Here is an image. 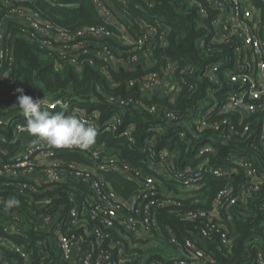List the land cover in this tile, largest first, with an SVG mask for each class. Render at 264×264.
Segmentation results:
<instances>
[{"label": "built area", "instance_id": "1", "mask_svg": "<svg viewBox=\"0 0 264 264\" xmlns=\"http://www.w3.org/2000/svg\"><path fill=\"white\" fill-rule=\"evenodd\" d=\"M50 1L53 5L60 3L56 2L57 0ZM93 1L98 10L106 16L107 23L117 27L120 34L108 25H91L76 31L58 30L51 22L44 21L31 10L14 9L12 13L15 20L25 23L28 27L23 29L22 36L28 40L38 38V41H41V50H48L51 56L57 55L55 63L60 69L70 65L77 71H82L86 65L98 66L113 82L108 65H98L97 61L103 60L115 69H132L135 64L142 63L149 65L153 56L150 39L158 34L157 28L142 21V30H136L135 21L125 18L122 13H127L129 8L123 7L121 10L114 1L109 0ZM190 2L196 7L201 19L212 18L208 26L210 34L200 40V45L219 44L220 48L215 51H218L221 59L205 66L204 76L210 83L206 90L207 97L200 101L189 124L195 133L213 129L221 131L223 138L230 137L231 133L235 132V126L228 118L213 122L215 116L233 114L244 119L245 115H254L264 110V15L261 7L264 0ZM134 7L139 8V5L134 4ZM8 20L9 18L3 17L0 21L1 68L5 59L11 58L9 55L13 50V46L5 37L8 34ZM200 26H204L201 21ZM125 29L129 33V29H133L135 33H130V43L124 41ZM162 39L164 43V38ZM112 41L115 44L121 41V44L128 46L126 54ZM211 49L210 47L209 50ZM177 63L169 58L161 72L147 74L140 84L143 91L163 94L176 92L179 85ZM4 79L10 81V87H16L17 83L11 77V70H7ZM113 85L116 84L113 82ZM217 93H221V99ZM108 99L127 108L140 104L122 97L111 96ZM57 100L61 101L59 105L65 103L62 99ZM57 100H48L46 106H58L55 103ZM150 111L154 115H163L170 123L178 119L173 111H165L163 114L157 106L150 108ZM96 116L86 119L95 128L98 126ZM115 120L120 122L116 115L105 125H108L109 129L116 128ZM134 128L135 126L131 125L124 131L130 141H135ZM248 128L249 126H246V129ZM152 131L154 135L148 146L151 161L147 171L143 168H133L117 157L103 155L104 145L96 142L88 149L78 146L57 148L36 139L27 142V147L21 153L18 152L9 163H2L0 178L3 176L24 181L22 186L14 187L20 193H26L28 190L43 195L45 184L55 185L68 180L86 185L89 192L81 206L75 205L67 212L60 208L37 214L40 222L35 224L34 229L42 234L35 242L37 250L27 247L33 242L23 244L13 237L26 236L34 222L28 221L22 213L10 210H5V215H2L4 208H0V224L3 227L0 231V264H126L133 255L125 254V257H122L117 253L115 256L113 251L101 250L102 243L109 238V231H114L118 236L127 234L160 238L162 227L159 213L164 210L178 219L198 224L197 231L188 230L189 237L184 239L183 244L179 242L175 232L171 233L170 240L176 245L178 253L181 250V254L159 261L149 260L150 262L148 257L140 255L139 264H216V253L223 252L232 244L228 226L223 222L222 209L235 205L239 200H245L244 203H247V197L260 189L263 177L259 175L252 157L238 158L236 161L243 167L248 179L247 185L241 188V196L234 192L231 183L219 191L212 208H187L183 202L185 191L178 189L176 185L182 186L187 192H193L206 184L205 179L210 174L216 178H225L232 173V168L211 164V157H217V152L209 143L199 148L193 163L180 166L178 150H155L156 139L162 132V127H153ZM64 148L84 152L97 162L88 166L65 162L55 157L57 151ZM104 171L124 175L125 178L137 182L139 189L130 199L121 197L104 181L101 175ZM12 185L7 180L3 185L0 184V191L3 186ZM52 201V196L38 198L35 203L31 200L38 210L49 206ZM2 205L4 199L0 195V206ZM217 234L220 235L221 244L217 246V250H209L208 241H212ZM91 236L95 241L91 242L89 249L85 248L87 238ZM115 245L112 242V247ZM258 263L264 264V251L261 248L258 250Z\"/></svg>", "mask_w": 264, "mask_h": 264}, {"label": "trees", "instance_id": "2", "mask_svg": "<svg viewBox=\"0 0 264 264\" xmlns=\"http://www.w3.org/2000/svg\"><path fill=\"white\" fill-rule=\"evenodd\" d=\"M109 1H114L121 10L123 7L129 8L127 13H122L125 18L135 21L136 30H142L140 27L142 21L158 30V34L150 39L153 56L149 65L142 63L135 64L132 69H115L103 60L97 61L98 65H108L115 86L97 65L98 68L86 65L82 71H77L70 65L58 68L55 63L57 55L51 56L48 50H41V41H38V38L36 40L24 38L23 29L28 27L25 23L15 20L12 13L14 9L31 10L44 21L51 22L58 30L76 31L91 25H108L120 34L117 27L107 23L106 16L98 10L93 0H57L56 2H60L58 5H53L50 0H0V21L3 17L9 18L8 34L5 37L13 46L9 55L11 58H6L3 68L0 67V165L9 163L18 152L21 153L27 147V142L37 139L27 130L20 128L26 125V118L15 105L17 88H23L25 94L34 98L45 97L47 100L65 101L63 105L54 108L46 106L49 111H65L66 114H75L85 119L97 115L96 143L104 145L103 155L117 157L133 168L148 170L151 161L148 146L154 135L153 127H162V132L156 139L155 150L162 148L178 150L180 166L193 163L199 148L204 144H211L217 152V157H211V164L217 167H231L232 173L225 178H216L210 174L202 188L184 192L183 202L187 208H212L219 191L231 183L234 192L241 196V188L247 185L248 179L245 170L236 159L252 157L259 175L263 177V182L256 193L247 197V203H244L245 200H239L235 205L222 209L223 222L228 226L232 244L223 252L216 253V264H259L258 250L261 248L264 251V110L254 115H245L244 119L233 114L215 116L213 122L228 118L235 126V132L226 138L222 137L221 131L213 129L195 133L189 124L200 101L207 97L206 90L210 83L204 76L205 66L221 59L218 51H215L220 48L219 44L200 45V40L210 34L208 26L212 18L201 19L190 0H120L122 3L118 0ZM200 1L205 3V0ZM134 4H138L139 8H135ZM261 7L264 15V5ZM200 21L204 26H200ZM129 31L135 35L133 29ZM121 43L113 42L126 54L128 46ZM169 58L178 62L176 64L178 90L169 94L144 92L140 84L145 76L151 72H161ZM7 70H11V77L16 81L17 88L10 87V81L4 79ZM111 96L132 99L140 104L131 108L123 107L110 102L108 98ZM217 96L219 99L222 98L221 93H217ZM154 106L159 107L163 114L165 111H173L178 117L177 123L168 122L163 115H154L150 111ZM116 115L120 122L117 123L115 120L116 128L109 129L105 124ZM131 125L135 126L133 131L135 141H130L128 136L124 135V131ZM246 126L249 128L246 129ZM55 157L65 162L88 166L97 162L84 152L66 148L58 150ZM101 175L104 181L125 199H130L139 189L137 182L114 171H104ZM7 180L13 185L3 186L0 195L4 201L12 197L19 200V205L9 210L22 213L28 221L34 222L26 236L13 237L23 244L33 242L27 247L35 250H37L35 242L42 237V234L34 229L35 224L40 222L37 214L60 208L67 212L75 205L81 206L89 192L86 185L68 180L55 185L45 184L43 195L28 190L26 193H20L14 187L22 186L24 181L2 176L0 184L3 185ZM43 196H52L53 201L49 206L38 210L31 200L35 203ZM0 208H4V205ZM4 212L5 209L1 214L5 215ZM159 220L162 227L161 243L173 249L176 245L170 240L172 232L177 234L179 242L183 244L184 239L189 237L188 230L197 231L198 224L178 219L167 210L160 211ZM2 229L0 224V231ZM109 233V238L102 243L101 250L113 251L117 256L118 235L114 231ZM94 241L93 236L88 237L85 248L89 249L91 242ZM112 242L116 244L114 247ZM208 244L209 250H217V246L221 244L220 235L217 234L212 241H208ZM140 255L142 254L137 256ZM137 256H133L126 264H139ZM149 256L148 262L165 259L164 255L158 252Z\"/></svg>", "mask_w": 264, "mask_h": 264}, {"label": "clouds", "instance_id": "3", "mask_svg": "<svg viewBox=\"0 0 264 264\" xmlns=\"http://www.w3.org/2000/svg\"><path fill=\"white\" fill-rule=\"evenodd\" d=\"M16 106L26 118V125L21 130H27L30 134L48 145L63 148L78 146L88 149L96 142L97 129L85 118L66 114L65 111H49L45 97L34 98L27 95L23 88H17ZM61 104L60 100L55 102ZM19 205L15 197L4 201V209L9 210Z\"/></svg>", "mask_w": 264, "mask_h": 264}, {"label": "crops", "instance_id": "4", "mask_svg": "<svg viewBox=\"0 0 264 264\" xmlns=\"http://www.w3.org/2000/svg\"><path fill=\"white\" fill-rule=\"evenodd\" d=\"M161 237V236H160ZM120 250L118 253L122 257H125V254L131 253L133 256H137L139 254L145 255L147 254L145 251L149 247H155L152 250V253H162L165 258L171 257L173 255L181 254V250L178 251L172 247H167L164 243H161L160 238H148L147 235L144 236H130V235H119L118 237ZM156 244V245H154ZM155 250V252H154ZM77 252V250H76ZM151 253V254H152ZM138 257V256H137Z\"/></svg>", "mask_w": 264, "mask_h": 264}, {"label": "rangeland", "instance_id": "5", "mask_svg": "<svg viewBox=\"0 0 264 264\" xmlns=\"http://www.w3.org/2000/svg\"><path fill=\"white\" fill-rule=\"evenodd\" d=\"M123 32H124V36L126 37L125 39H124V41L126 42V43H130V33L128 32V30L127 29H125V30H123ZM16 88H17V85H16ZM177 187H178V189H180V190H183V191H185V192H187L188 190H186V189H184L182 186H180V185H176ZM157 238V237H156ZM154 245H156V244H154ZM155 247H149V248H147L146 249V253L147 254H145V256L146 257H150L149 255H151V253H152V250L154 249ZM154 252H155V250H154ZM127 254H131V253H127Z\"/></svg>", "mask_w": 264, "mask_h": 264}, {"label": "water", "instance_id": "6", "mask_svg": "<svg viewBox=\"0 0 264 264\" xmlns=\"http://www.w3.org/2000/svg\"><path fill=\"white\" fill-rule=\"evenodd\" d=\"M157 92V91H156Z\"/></svg>", "mask_w": 264, "mask_h": 264}]
</instances>
